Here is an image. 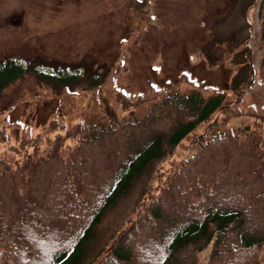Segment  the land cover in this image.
Here are the masks:
<instances>
[{"label": "trees", "instance_id": "1", "mask_svg": "<svg viewBox=\"0 0 264 264\" xmlns=\"http://www.w3.org/2000/svg\"><path fill=\"white\" fill-rule=\"evenodd\" d=\"M27 73L60 86L104 79L84 63L10 54L0 59V99ZM244 89L159 97L154 88L136 98L119 89L130 116L81 118L72 132L51 117L49 146L40 137L13 144L0 127V264H195L211 242L208 264H264V108L248 109L253 123L242 131L215 134L175 169L165 165L216 112L223 124L243 113Z\"/></svg>", "mask_w": 264, "mask_h": 264}, {"label": "rangeland", "instance_id": "2", "mask_svg": "<svg viewBox=\"0 0 264 264\" xmlns=\"http://www.w3.org/2000/svg\"><path fill=\"white\" fill-rule=\"evenodd\" d=\"M10 54L104 72L96 87L89 75L60 86L32 73L7 87L0 127L8 126L6 135L17 145L40 137L49 146L54 117L72 132L81 118L99 123L130 116L119 89L147 96L157 88L159 97L198 90L209 97L218 88L233 96L246 88L245 111L225 124L218 111L199 125L165 161L173 170L213 135L251 125L250 107L264 108V0H0V59ZM150 102L134 106L136 116ZM211 249L212 242L199 250L195 264H208Z\"/></svg>", "mask_w": 264, "mask_h": 264}]
</instances>
